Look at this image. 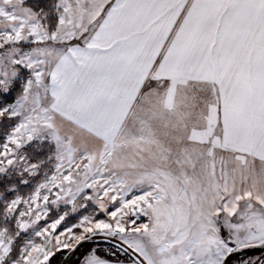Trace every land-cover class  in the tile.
<instances>
[{
	"label": "snow or ice",
	"instance_id": "1",
	"mask_svg": "<svg viewBox=\"0 0 264 264\" xmlns=\"http://www.w3.org/2000/svg\"><path fill=\"white\" fill-rule=\"evenodd\" d=\"M0 264H264V0H0Z\"/></svg>",
	"mask_w": 264,
	"mask_h": 264
}]
</instances>
